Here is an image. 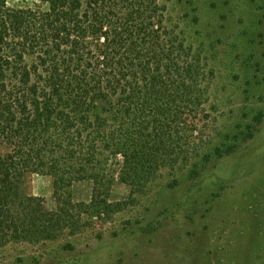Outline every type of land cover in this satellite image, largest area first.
I'll return each mask as SVG.
<instances>
[{
  "label": "trees",
  "instance_id": "1",
  "mask_svg": "<svg viewBox=\"0 0 264 264\" xmlns=\"http://www.w3.org/2000/svg\"><path fill=\"white\" fill-rule=\"evenodd\" d=\"M43 3L0 0V249L58 239L75 183L94 185L100 213L116 177L142 193L188 162L189 116L205 103L200 65L161 0ZM31 173L54 179L59 212L23 194Z\"/></svg>",
  "mask_w": 264,
  "mask_h": 264
},
{
  "label": "rangeland",
  "instance_id": "2",
  "mask_svg": "<svg viewBox=\"0 0 264 264\" xmlns=\"http://www.w3.org/2000/svg\"><path fill=\"white\" fill-rule=\"evenodd\" d=\"M161 2L203 74L189 161L160 170L142 193L116 177L100 213L89 209L94 185L75 183L59 238L9 243L0 264H264V0ZM22 192L59 212L52 177L27 174Z\"/></svg>",
  "mask_w": 264,
  "mask_h": 264
}]
</instances>
